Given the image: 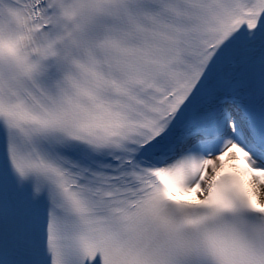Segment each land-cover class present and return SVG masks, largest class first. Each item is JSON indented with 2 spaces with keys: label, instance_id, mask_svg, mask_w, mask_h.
Instances as JSON below:
<instances>
[{
  "label": "snow or ice",
  "instance_id": "1",
  "mask_svg": "<svg viewBox=\"0 0 264 264\" xmlns=\"http://www.w3.org/2000/svg\"><path fill=\"white\" fill-rule=\"evenodd\" d=\"M0 264H264V0H0Z\"/></svg>",
  "mask_w": 264,
  "mask_h": 264
}]
</instances>
